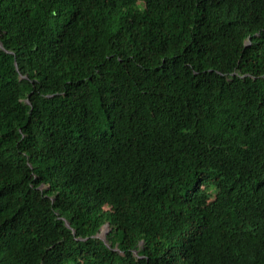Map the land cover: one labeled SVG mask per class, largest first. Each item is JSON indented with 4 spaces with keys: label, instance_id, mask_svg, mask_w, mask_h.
I'll return each mask as SVG.
<instances>
[{
    "label": "trees",
    "instance_id": "16d2710c",
    "mask_svg": "<svg viewBox=\"0 0 264 264\" xmlns=\"http://www.w3.org/2000/svg\"><path fill=\"white\" fill-rule=\"evenodd\" d=\"M137 3L0 0V264H264V0Z\"/></svg>",
    "mask_w": 264,
    "mask_h": 264
},
{
    "label": "clouds",
    "instance_id": "9594fccd",
    "mask_svg": "<svg viewBox=\"0 0 264 264\" xmlns=\"http://www.w3.org/2000/svg\"><path fill=\"white\" fill-rule=\"evenodd\" d=\"M143 6H144L143 0H138L137 7L142 9Z\"/></svg>",
    "mask_w": 264,
    "mask_h": 264
},
{
    "label": "water",
    "instance_id": "95a60500",
    "mask_svg": "<svg viewBox=\"0 0 264 264\" xmlns=\"http://www.w3.org/2000/svg\"><path fill=\"white\" fill-rule=\"evenodd\" d=\"M2 45V44H1ZM3 47V46H2ZM68 225L70 226V223H68ZM105 241L108 243V245H111L110 242H108V240L105 238Z\"/></svg>",
    "mask_w": 264,
    "mask_h": 264
}]
</instances>
